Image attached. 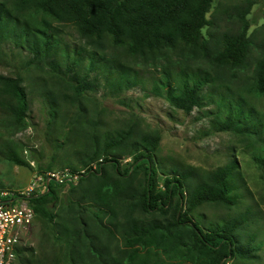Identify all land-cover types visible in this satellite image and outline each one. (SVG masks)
<instances>
[{
  "label": "trees",
  "instance_id": "16d2710c",
  "mask_svg": "<svg viewBox=\"0 0 264 264\" xmlns=\"http://www.w3.org/2000/svg\"><path fill=\"white\" fill-rule=\"evenodd\" d=\"M213 2L0 0V48L9 44L30 55L29 67L46 74L55 90L45 97L48 114L60 123L69 112L67 107L76 108V117L69 123L82 131L85 140L76 154L77 164L87 171L69 188L80 192L78 199L57 217L52 209L62 185L50 184L47 192L31 200L35 218L52 225L51 238L60 246L42 264H227L237 257L247 258L251 250H237L236 243L243 227L249 226L250 213L207 229L193 218L206 205L232 209L230 177L245 184L236 161L208 172L173 169L159 186L153 157L160 131L141 130L131 122L100 136L99 123L87 121L83 105L99 76L114 95L143 84L133 68L142 63L162 69L164 80H153L150 92L189 115L202 107L204 87L232 80L234 72L247 65L252 48L258 50L253 68L256 90L263 94L264 41L254 43L247 19L254 3L247 0L238 12L235 33L218 38L203 34L212 26L206 16ZM54 25L76 30L90 48L86 62L70 58ZM91 73L96 76L92 82ZM22 85L20 75H0V109L5 113L1 127L10 136L28 127L29 103ZM215 127L222 133L250 137L245 123L231 110ZM16 148L5 146L8 159L28 166L16 156ZM126 157L131 161L122 169ZM253 160L264 170V159ZM56 218L58 224L53 226ZM28 253L32 258V248L19 249L17 261L25 260Z\"/></svg>",
  "mask_w": 264,
  "mask_h": 264
},
{
  "label": "rangeland",
  "instance_id": "374dc122",
  "mask_svg": "<svg viewBox=\"0 0 264 264\" xmlns=\"http://www.w3.org/2000/svg\"><path fill=\"white\" fill-rule=\"evenodd\" d=\"M246 1L214 0L206 16L212 21V26L203 29V34L219 38L224 33H235L239 28L237 14L245 7ZM251 1L254 5L247 16L252 24L250 34H254L255 44H261L264 41V0ZM54 26L59 27L58 37L70 58L86 62L90 48L80 40L76 30L72 26ZM257 57L258 50L252 48L247 65L235 71L232 80L205 86L202 107L194 109L189 115L150 92L153 80H164L161 76L162 69L142 63L133 68L138 77L144 80L143 84L114 95L105 87L104 78L99 76L96 81L98 84H92L93 91L86 93L83 102L87 121L99 123L100 136L124 128L131 122L141 130L160 131L161 141L153 157L158 168L159 186L161 179L170 175L173 169L195 168L208 172L229 165L231 160L236 161L245 184L234 175L230 177L231 198L235 202L232 209L206 205L199 208L193 217L200 221L203 229H207L210 225H223L228 220L250 213L249 217L246 216L249 226L243 227L237 237L236 247L237 250L251 251L246 259L237 257L227 264H264V170L253 160L255 157L264 159V93L257 92L253 72ZM29 59L31 57L26 51L17 50L9 44L0 48V75H20L29 103L28 127L13 136L8 135L1 127L5 113L0 109V191L12 192L25 188L34 173L61 172L65 169L73 171L71 167L74 171L83 170L77 164L76 153L83 149L85 140L82 138V131L69 123L76 117L77 109L67 107L69 112H66L68 114L64 116V121H53L48 114L45 97H49L55 90L46 74L33 66L29 67ZM101 73L102 71L98 74ZM95 77L91 73L88 80L92 82ZM230 110L238 120L245 123L250 132L249 139L244 135L222 133L215 129V123L226 118ZM11 144L17 146L16 156L27 162L28 166H19L8 159L5 146ZM130 161L128 157L121 160V168ZM48 167L51 169L48 170ZM69 188L70 186L62 185L57 192L58 199L52 209L56 217L62 215L71 200L78 199L80 192L72 193ZM55 224H58L57 218L53 226ZM51 227L46 220L34 219L23 242V247L33 249V257L30 258L28 253L25 260L16 261L15 264H42L45 258L56 254L59 244L56 247V240L51 238Z\"/></svg>",
  "mask_w": 264,
  "mask_h": 264
},
{
  "label": "built area",
  "instance_id": "2783aa9c",
  "mask_svg": "<svg viewBox=\"0 0 264 264\" xmlns=\"http://www.w3.org/2000/svg\"><path fill=\"white\" fill-rule=\"evenodd\" d=\"M96 165H92L95 169ZM87 169L34 173L29 184L17 191H0V264H15L35 219L31 200L47 192L50 184L75 185Z\"/></svg>",
  "mask_w": 264,
  "mask_h": 264
}]
</instances>
